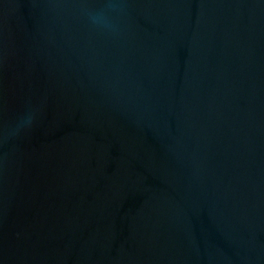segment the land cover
I'll use <instances>...</instances> for the list:
<instances>
[{
    "label": "water",
    "instance_id": "1",
    "mask_svg": "<svg viewBox=\"0 0 264 264\" xmlns=\"http://www.w3.org/2000/svg\"><path fill=\"white\" fill-rule=\"evenodd\" d=\"M0 264H264V0H0Z\"/></svg>",
    "mask_w": 264,
    "mask_h": 264
}]
</instances>
